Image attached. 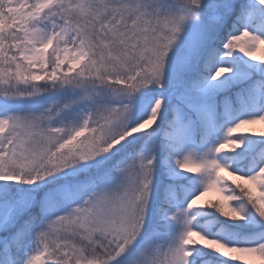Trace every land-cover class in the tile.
Here are the masks:
<instances>
[{"label":"snow or ice","instance_id":"snow-or-ice-1","mask_svg":"<svg viewBox=\"0 0 264 264\" xmlns=\"http://www.w3.org/2000/svg\"><path fill=\"white\" fill-rule=\"evenodd\" d=\"M0 264H264V0H0Z\"/></svg>","mask_w":264,"mask_h":264},{"label":"rangeland","instance_id":"rangeland-1","mask_svg":"<svg viewBox=\"0 0 264 264\" xmlns=\"http://www.w3.org/2000/svg\"><path fill=\"white\" fill-rule=\"evenodd\" d=\"M257 127H260V126H259V125H257ZM210 195H211V196H213V197L215 196V194H214V193H213V194H210Z\"/></svg>","mask_w":264,"mask_h":264}]
</instances>
